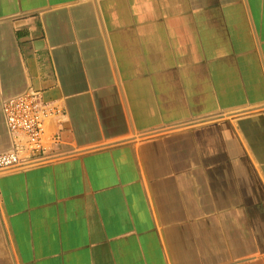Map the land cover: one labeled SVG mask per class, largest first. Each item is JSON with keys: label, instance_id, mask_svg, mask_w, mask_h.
<instances>
[{"label": "crops", "instance_id": "1", "mask_svg": "<svg viewBox=\"0 0 264 264\" xmlns=\"http://www.w3.org/2000/svg\"><path fill=\"white\" fill-rule=\"evenodd\" d=\"M27 91L65 122L0 264H264V0H0V154Z\"/></svg>", "mask_w": 264, "mask_h": 264}, {"label": "built area", "instance_id": "2", "mask_svg": "<svg viewBox=\"0 0 264 264\" xmlns=\"http://www.w3.org/2000/svg\"><path fill=\"white\" fill-rule=\"evenodd\" d=\"M3 113L12 147L0 154V172L22 170L55 159L65 122L64 108L58 102L27 91L7 98Z\"/></svg>", "mask_w": 264, "mask_h": 264}]
</instances>
